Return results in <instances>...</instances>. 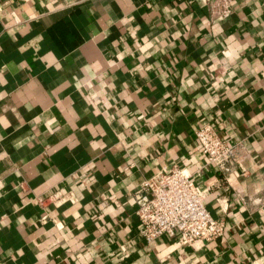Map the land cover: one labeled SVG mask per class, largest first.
Listing matches in <instances>:
<instances>
[{
    "label": "crops",
    "instance_id": "crops-1",
    "mask_svg": "<svg viewBox=\"0 0 264 264\" xmlns=\"http://www.w3.org/2000/svg\"><path fill=\"white\" fill-rule=\"evenodd\" d=\"M223 4L0 0V264H264V0ZM173 165L221 236L143 238L134 193Z\"/></svg>",
    "mask_w": 264,
    "mask_h": 264
},
{
    "label": "built area",
    "instance_id": "built-area-1",
    "mask_svg": "<svg viewBox=\"0 0 264 264\" xmlns=\"http://www.w3.org/2000/svg\"><path fill=\"white\" fill-rule=\"evenodd\" d=\"M231 10L232 0H224L221 13L227 15ZM194 133L207 161L223 172H230L239 161L243 145L228 142L208 121L201 122ZM209 189L198 185L186 168L177 165L144 178L134 199L139 231L146 242L164 233L176 234L187 244L221 236L225 231L224 221L214 218L205 206ZM52 196L58 201L73 198L70 191L61 194L57 190Z\"/></svg>",
    "mask_w": 264,
    "mask_h": 264
}]
</instances>
